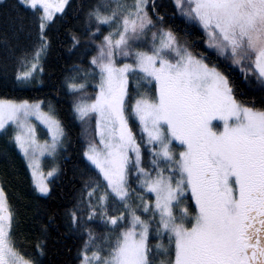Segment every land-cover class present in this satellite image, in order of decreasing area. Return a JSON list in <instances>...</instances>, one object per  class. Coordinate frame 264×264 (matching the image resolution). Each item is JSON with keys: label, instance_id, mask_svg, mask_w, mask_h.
Segmentation results:
<instances>
[{"label": "snow or ice", "instance_id": "snow-or-ice-1", "mask_svg": "<svg viewBox=\"0 0 264 264\" xmlns=\"http://www.w3.org/2000/svg\"><path fill=\"white\" fill-rule=\"evenodd\" d=\"M66 9L83 17L72 48L90 57L73 66L83 77L65 81L87 138L79 184L63 212L27 205L32 224L20 231L16 152L32 201L51 198L62 169L44 171L39 158H55L69 137L50 100L0 98V264H43L49 239L66 237L80 241L74 255L65 245L68 264H264V0H0L18 22L0 35V73L13 67L20 87L43 73ZM177 13L196 38L173 26ZM26 31L35 39L22 51ZM33 228L37 255L25 258L14 237Z\"/></svg>", "mask_w": 264, "mask_h": 264}, {"label": "trees", "instance_id": "trees-1", "mask_svg": "<svg viewBox=\"0 0 264 264\" xmlns=\"http://www.w3.org/2000/svg\"><path fill=\"white\" fill-rule=\"evenodd\" d=\"M83 2L87 3L90 2V0H83ZM72 3L74 6H78L82 3V0H72ZM66 12H68L67 9ZM171 22L182 34L185 29L192 34L193 38H196L199 34L200 30L188 25L179 13L176 14ZM17 26L18 22L14 20L13 14L10 13L5 17L3 13H0V35H2L5 30L11 35ZM83 31V17L78 20L75 12H68V15L57 14L55 25L49 33V48L41 61L44 68L43 73H40L33 82L24 87H20L14 83L13 67L9 68L7 77L0 73V98L50 100L56 108L58 118L66 125V131L69 137L64 146L60 148L56 154V159L62 169V173L54 180V190L51 198L39 197L37 201H32L33 189L31 186L30 174L26 171L22 163V157L16 152L14 158L17 162L19 176L16 178H9L12 180L13 185L10 191V198L22 220L21 232H28L29 226L32 224L31 217L33 211L29 210L26 212L27 205L31 204L33 210L35 208H47L49 210L58 209L63 212L65 208L71 207V192L73 185L78 186L79 184L78 179L74 178L73 172L76 167L82 166L81 153L87 138L82 135V126L80 122L74 120L72 117L70 106L75 98V94L68 90L65 81L72 76H77L78 79L83 77V72L77 74L73 68L74 65H80L81 67L88 66V59L90 57L85 55L84 49L80 46L72 48L73 41L71 34L73 32L83 33ZM103 31L104 34H107L109 31L107 26L104 27ZM34 39V33L31 40L29 39L27 31L22 33L20 39L21 50L30 49ZM82 43H87L83 37ZM93 49L94 46L89 48L92 55L95 54ZM15 67L18 68L19 65L17 64ZM130 86L134 88L135 82L133 81ZM94 91V83H89L87 92L92 94ZM45 110H47V108H45ZM38 131L46 135L44 128L38 127ZM175 147L177 150H181L179 145H175ZM51 160V158H45L43 161L44 166L49 164ZM20 195H23V199H18ZM31 232L33 234L29 236L28 240H25L24 236L19 233L14 237L18 250L25 258H32L37 255L36 250L33 248V241L36 235H38V231L33 228ZM50 232L51 237L57 236L55 229H50ZM79 243L80 241L78 238L66 237L63 239L62 243L53 245L52 239L50 238L47 255L41 257L43 264H68L71 255L66 251L65 245L73 248L72 255H74L75 248L79 246Z\"/></svg>", "mask_w": 264, "mask_h": 264}, {"label": "rangeland", "instance_id": "rangeland-1", "mask_svg": "<svg viewBox=\"0 0 264 264\" xmlns=\"http://www.w3.org/2000/svg\"><path fill=\"white\" fill-rule=\"evenodd\" d=\"M59 14V13H58ZM95 55V54H94ZM33 123L36 125V129H37V137H38V139H39V141L41 142V143H43L45 140H49L50 141V135L48 134V132H47V129L45 128V126L44 125H42V124H40L38 121H33ZM38 127H42V128H44L45 129V131H46V135H43L41 132H39L38 131ZM42 136H44V137H42ZM177 150V149H176ZM58 151H59V149H58ZM177 151H179V150H177ZM58 153V152H57ZM45 158H51L52 160L49 162V164H47V165H45L44 166V159ZM40 159V163H41V166H42V168H43V170L44 171H47V170H49L51 167H53V166H56V165H58L59 167H60V165H59V163H58V161H57V159H56V156H55V158H53L52 156H49V155H44L43 157H40L39 158ZM30 174V173H29ZM31 178V177H30Z\"/></svg>", "mask_w": 264, "mask_h": 264}]
</instances>
